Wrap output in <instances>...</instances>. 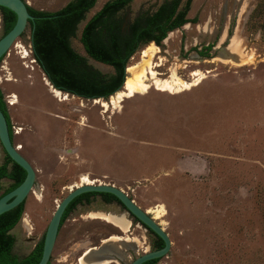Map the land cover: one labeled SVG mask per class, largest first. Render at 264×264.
I'll return each mask as SVG.
<instances>
[{
	"label": "rangeland",
	"instance_id": "obj_1",
	"mask_svg": "<svg viewBox=\"0 0 264 264\" xmlns=\"http://www.w3.org/2000/svg\"><path fill=\"white\" fill-rule=\"evenodd\" d=\"M25 1L54 11L69 0ZM106 1L96 0L70 39L81 55V28ZM163 1L132 0L119 12L122 28ZM186 18L160 45L141 44L128 64L153 43L163 61L160 77L174 68L185 81L198 72L200 81L180 93L151 88L117 108L108 105L109 97L61 90L65 99L55 96L32 56L28 27L1 57L0 89L13 141L35 170L33 191L10 230L15 255L34 248L56 203L85 174L123 189L164 228L170 249L156 264H264V0H191ZM87 63L113 73L107 64ZM9 183L0 180V194ZM109 211L120 214L121 208L99 195L77 205L59 228L50 264H80L99 249L115 259L101 264H128L153 248L144 226L125 213L120 228L107 219Z\"/></svg>",
	"mask_w": 264,
	"mask_h": 264
},
{
	"label": "trees",
	"instance_id": "obj_2",
	"mask_svg": "<svg viewBox=\"0 0 264 264\" xmlns=\"http://www.w3.org/2000/svg\"><path fill=\"white\" fill-rule=\"evenodd\" d=\"M131 1L107 0L85 21L79 35L85 55H81L72 48L70 39L75 35L78 24L85 19V13L94 6L96 0H69L54 11L40 10L27 5L28 12L35 17L34 20L27 22L32 56L54 87L84 98L107 99L121 88L129 58L141 44L152 41L160 45L170 31L188 21L186 12L191 0H185L182 8H180L181 0H165L153 11L134 16L123 29V18L119 12ZM0 13L2 36L14 25L16 15L3 6H0ZM209 48L210 46H205V51H200L199 54L206 56ZM87 58L111 66L113 73L103 74L88 65ZM0 108L5 115L10 137L13 138V130L1 89ZM24 177L25 170L4 152V161L0 164V180L7 178L10 183L0 196L16 187ZM96 195L105 202L121 204L110 193H81L66 206L60 225L69 211L79 204H89ZM23 205L24 201L0 214V264H36L41 257L43 236L23 257H18L12 252L14 236L10 230L20 220ZM134 220L138 221L136 218ZM148 231L154 236L153 249L162 247V239L151 230L148 229ZM159 259H150L141 264H156Z\"/></svg>",
	"mask_w": 264,
	"mask_h": 264
},
{
	"label": "water",
	"instance_id": "obj_3",
	"mask_svg": "<svg viewBox=\"0 0 264 264\" xmlns=\"http://www.w3.org/2000/svg\"><path fill=\"white\" fill-rule=\"evenodd\" d=\"M27 5L28 4L25 0H0V6L10 9L16 15V21L14 25L6 33L0 36V58L7 52L15 40L24 32L25 28L27 27L28 20L35 19V17L28 12ZM125 78L126 70L121 88L124 86ZM47 81H49L48 78ZM50 84L53 88H56L52 83ZM0 144L3 151L8 154V156L15 163L25 170V177L22 182L0 196V214H2L3 212H6L19 205L25 200L28 193L32 191L35 182V170L30 162L19 152L17 145L13 141V138L10 137L7 121L1 108ZM84 192H106L113 194L121 203L119 205L121 208L120 214L127 213L128 215H131L133 218L138 220L139 224L145 226L147 230H151L154 234L162 239V247L143 251L141 254L133 258L128 264H141L144 261L150 259L161 258L168 253L171 242L167 232L146 210L137 205L136 202L127 194V192L113 184L93 182L91 184H80L79 186H75L73 188L71 187L66 195L61 200H59L58 203H56L55 210L43 235L41 257L36 264L48 263L57 236L60 220L66 206L75 196Z\"/></svg>",
	"mask_w": 264,
	"mask_h": 264
},
{
	"label": "bare ground",
	"instance_id": "obj_4",
	"mask_svg": "<svg viewBox=\"0 0 264 264\" xmlns=\"http://www.w3.org/2000/svg\"><path fill=\"white\" fill-rule=\"evenodd\" d=\"M158 52L159 48L155 44L149 43L141 50L138 60L134 61L131 64H127L125 69L126 78L124 86L122 88H119L115 91V93L109 96L108 105L113 108H117L120 105L121 100H123L124 98L133 97L136 94H144L148 92L151 88H155L156 90L169 92L172 94L180 93L182 91L189 90L192 86L196 85L200 81L201 76L198 75V72L192 73L195 76L193 77V79L185 81L179 77L174 68H171L169 74L165 77H160V74L162 73L158 70V68L163 64V61L162 58L157 56ZM51 91L54 93L55 96L60 97V99H65L66 97V93L63 94L60 90L56 88H51ZM12 102H15V100L11 99V103ZM100 103L103 107L107 105L106 102ZM93 182L87 176H85V174L82 176V184H91ZM158 209H156L155 211L153 210L155 214L159 213ZM107 219L120 228L125 227L127 224L125 218L121 214H116L114 212L108 213ZM101 250L102 249L90 252L80 261V264H101L103 260H115L111 257L104 256L103 252H100ZM115 253L118 252L115 251Z\"/></svg>",
	"mask_w": 264,
	"mask_h": 264
},
{
	"label": "flooded vegetation",
	"instance_id": "obj_5",
	"mask_svg": "<svg viewBox=\"0 0 264 264\" xmlns=\"http://www.w3.org/2000/svg\"><path fill=\"white\" fill-rule=\"evenodd\" d=\"M103 4H104V3H103ZM103 4H102V5H103ZM0 17H1V24H2V15H1V13H0ZM80 43H81V42H80ZM82 47H83V46H82ZM83 50H84V49H83ZM84 52H85V51H84ZM100 198H101V197H100ZM101 200H102V202H105L102 198H101ZM91 202H92V201H91ZM91 202H90V203H91ZM106 203H108V202H105V204H106ZM110 203H112V202H110ZM117 204H118V203H117ZM119 205H120V204H119ZM122 209H123V208H122ZM72 210H73V209H72ZM72 210L69 211V213L66 215V217L64 218V220H65V219L67 218V216L72 212ZM119 213H120V212H119ZM62 215H63V214H62ZM129 216H130L131 218H133L131 215H129ZM64 220H63V222H64ZM133 220H134V218H133ZM60 221H61V220H60ZM63 222H62V223H63ZM61 225H62V224H61ZM61 225L59 224V228L61 227ZM59 228H58V231H59ZM57 234H58V232H57ZM43 235H44V234H43ZM39 241H40V240H39ZM39 241H38V242H39ZM36 244H37V242H36ZM36 244H35V245H36ZM35 245H34V246H35ZM99 245L101 246V244H99ZM99 245H98V246H99ZM98 246H96V247L98 248ZM100 246H99V247H100ZM12 247H13V246H12ZM152 249H153V248H152ZM76 261H77V259H76ZM48 262H50V259H49Z\"/></svg>",
	"mask_w": 264,
	"mask_h": 264
},
{
	"label": "built area",
	"instance_id": "obj_6",
	"mask_svg": "<svg viewBox=\"0 0 264 264\" xmlns=\"http://www.w3.org/2000/svg\"><path fill=\"white\" fill-rule=\"evenodd\" d=\"M9 95H12L14 99L16 98L13 94H9ZM7 102L11 105V99L10 98H7ZM11 128H13V126H11Z\"/></svg>",
	"mask_w": 264,
	"mask_h": 264
}]
</instances>
